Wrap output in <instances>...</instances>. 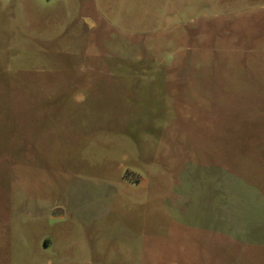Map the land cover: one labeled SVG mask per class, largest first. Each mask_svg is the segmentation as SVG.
<instances>
[{
  "label": "rangeland",
  "instance_id": "rangeland-1",
  "mask_svg": "<svg viewBox=\"0 0 264 264\" xmlns=\"http://www.w3.org/2000/svg\"><path fill=\"white\" fill-rule=\"evenodd\" d=\"M0 264H264V0H0Z\"/></svg>",
  "mask_w": 264,
  "mask_h": 264
},
{
  "label": "crops",
  "instance_id": "crops-1",
  "mask_svg": "<svg viewBox=\"0 0 264 264\" xmlns=\"http://www.w3.org/2000/svg\"><path fill=\"white\" fill-rule=\"evenodd\" d=\"M43 244H44L43 248L47 249L49 248L50 242L48 240H45Z\"/></svg>",
  "mask_w": 264,
  "mask_h": 264
}]
</instances>
